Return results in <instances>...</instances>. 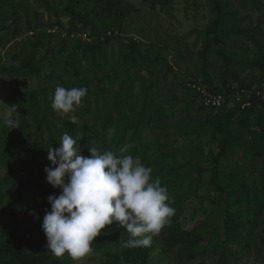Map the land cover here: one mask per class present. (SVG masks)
<instances>
[{
  "label": "trees",
  "instance_id": "16d2710c",
  "mask_svg": "<svg viewBox=\"0 0 264 264\" xmlns=\"http://www.w3.org/2000/svg\"><path fill=\"white\" fill-rule=\"evenodd\" d=\"M93 1L103 2L107 8L100 11H105L111 18L99 24L97 17L100 16L95 13V10L87 14L78 13L73 8L75 0H68L66 6V12L70 17V27L65 31L64 42L74 39L75 36L72 38L71 36L75 34L79 35L81 39L83 36L82 40L85 41L83 44L77 37L78 40L71 48L69 58H86L89 65L87 70L82 71L79 66L66 60V66L70 69L67 77L71 81L65 84V88H87V95L77 108L81 115L76 117H81L82 123L74 121V131L70 135L80 143L81 155L85 157L90 155L89 147H96L100 151L116 152L121 146L129 144L131 145L130 154L139 159L144 166L152 168L151 175L154 179L159 178L161 185L167 188L170 206L175 209L170 223L165 225L155 236L159 237L161 245L166 250L182 258L187 264H190L188 263L190 260L212 252L216 248L213 238L208 237L206 223L211 216V211L208 209L212 206L210 202L213 204L214 210L217 206L221 207L220 216L223 220L217 235L222 241V246L220 245L219 248L228 256L220 257L218 264H229L230 251L238 248L240 252H243L249 248V244L244 246L242 239L245 236L250 238L254 233L257 227V209L264 208V177L257 187L255 186L257 178L249 181L247 179L248 182H246L243 192H230L228 186L223 187L220 183L219 175L223 165L222 161H226L231 148L240 150L246 160L252 156L261 159L260 169L264 170V152H262L264 147V98L262 96L264 92L262 88L264 83V45L260 44L255 33H251L250 39L256 49V55L245 64V68L249 71L248 73L254 75L255 82L248 84L240 82L239 74L233 70V66L237 65L238 61L233 58L232 53L226 52L224 44L230 36L240 37L243 33L230 26L231 22L235 21V16L227 0H207L212 20L200 32L204 37V43L203 51L197 58L199 62L196 67L198 79L187 80L184 87L191 92L193 100H197L199 103L198 110L205 112L204 119L199 121L193 129L197 135L207 133L209 146H207V150L201 152L202 163L195 165L188 170V173L181 172L180 169L174 171L168 167V161L175 159L173 146L170 149L167 145L159 144L158 140H154L159 144V147L151 149L152 142L147 143L142 140V131L149 127L154 116L155 99L147 94V91L152 89L155 83L153 67L160 63L166 73H172L173 69L161 55L148 56L141 49L142 42L118 34L124 20L134 12L133 8L125 9V5L120 0ZM149 1L154 2L155 0ZM162 1L164 4L170 2V0ZM11 7L17 8L18 6L10 4L8 0H0V11ZM13 22L15 23L13 24L14 31L17 32V19L14 18ZM40 25L39 21L31 25V22L26 19L28 32L37 30ZM5 30V26L0 25V33ZM5 46L6 42H3L0 37V50ZM39 46H42L39 40L29 43L30 52L27 56H23L21 52L9 53L7 62L13 64L6 68L0 67V73L9 76L7 84L9 99L19 108V124L15 130L21 132L20 153L25 151V145L32 144L41 150H47L49 146L59 147L60 142V140H56L53 126L48 122L46 112H43L39 118L41 110L35 96L30 97L26 103L27 108H25L23 105L26 102L25 98L23 100L17 94L19 83L16 76L39 75L46 59L44 56L37 58ZM214 46H219L218 53L224 58L225 71L221 73L219 81H213L208 72V57ZM114 48L119 49L116 58H121L123 64H129L122 71V77L113 71L110 63V61L112 64L114 63ZM122 49L125 50L123 56H121ZM143 68L146 71V78L132 77L133 72L141 71ZM98 69L100 70L98 71ZM229 72L233 81L229 80ZM134 79L138 81L139 92L137 94H133ZM92 80L98 82L94 88L89 85ZM236 82L238 86L234 87L233 83ZM188 83H198L204 86L210 94L223 96L225 103L220 108L203 106L198 95L187 87ZM116 86H119L118 90L113 89ZM123 87L125 90L120 96ZM241 91V100L235 101V94ZM247 91L251 92L248 97L245 96ZM41 96L44 103L47 104L46 110H49L51 99L45 97L44 94ZM244 100H248L250 105L242 109L241 103ZM140 101L142 109L138 112L133 104ZM107 108L109 110L104 114ZM89 114H94V116L87 117ZM50 115L54 117L52 122H62L61 116L56 112L52 111ZM146 115L147 118H145ZM161 116L165 117L166 114H161ZM42 125L48 131L47 144H44L38 136V128ZM63 125L65 129H68L67 122ZM32 128L36 130L34 140L30 135ZM234 128L236 129L233 130ZM0 134H6L4 123L1 120ZM248 136L252 141L248 140ZM7 140L9 139L7 138ZM13 146L10 139L5 152ZM11 161L6 176L0 179V208L6 198L10 197L9 201H17L24 211V215L21 223L18 224L16 221H6L2 216L3 213L0 212V264H70L67 259L71 256L67 253L57 257L47 249L46 236L41 229L45 212L50 211L51 208L47 201L48 196H57L61 191L46 182V173L44 172V168L47 167L46 163H38L37 156H32L20 163L24 168L35 167L38 172L37 177L30 173L22 179L20 171L14 169ZM205 176L209 180L208 185H210L211 192L208 190L209 195L205 193L197 196V188L193 182L196 179L197 183H201ZM190 198L194 199L196 203L189 212H186V204ZM129 238L128 233L118 223L113 222L111 225H106L101 230V234L92 242V253L122 239H125L126 242ZM259 241L264 246V231ZM150 249L151 246L125 247L121 253V259L117 257L115 261L108 263L146 264ZM262 250L264 251L263 248H257V254L261 255Z\"/></svg>",
  "mask_w": 264,
  "mask_h": 264
},
{
  "label": "rangeland",
  "instance_id": "374dc122",
  "mask_svg": "<svg viewBox=\"0 0 264 264\" xmlns=\"http://www.w3.org/2000/svg\"><path fill=\"white\" fill-rule=\"evenodd\" d=\"M75 1L73 8L78 13L87 14L95 10V13L101 17H97L99 24L111 18V16H107L105 11H100L107 8L101 1H97L98 3L93 0ZM120 1L125 5V9L133 8L134 12L124 20L118 34L142 42L141 49L148 56L161 55L173 69L172 73H166L161 68L160 63H157L153 67L155 83L153 88L147 91V94L155 99L153 107L154 116L151 119L152 122L149 127L142 131V140L147 143L152 142L150 145L151 149H158L159 144L167 145L170 149L173 146V149H175V159L168 161L169 169L171 168L174 171L180 169L181 172L188 173V170L202 163L201 155L204 150L208 149L207 146H209L207 133L204 132L197 135L193 129L199 121L204 119L205 112L198 110L199 103L197 100H193L191 92L184 87L187 80L198 79L196 67L199 65V62L197 58L203 51L204 43V37L200 32L212 20L207 0H170L168 4H164L162 0H155L154 2L149 0ZM227 1L235 16V21H232L230 26L243 33V35L239 33L240 37L232 35L227 38L224 48L227 53H232L233 58L238 61V64L233 66V70L239 74V81L247 84L253 83L255 82V79H253L254 75L248 73L249 71L245 68V64L256 55V49L250 39L251 33H255L258 36L260 44L264 45V0H252L250 2H246L245 0ZM8 2L18 7L5 8L0 11V25H4L6 28L5 31L0 33L2 41L6 42L5 48L0 50V67L6 68V66L13 64L11 62L8 64L7 62L9 53L21 52L23 56H27L30 52L29 43H35L39 40L43 47H38L39 53L37 58L44 56L46 59L39 71V75L28 77L16 76V80L19 83L17 94L23 100L25 98L26 102H24L25 104L23 103L25 108H27L26 103L30 97L32 95L35 96L37 105L41 110L39 118L43 115V112H46L48 122L53 126L56 140L59 141L64 132L71 134L74 131V122L70 121L69 118L73 115L76 117L81 114L76 109L75 112L61 117L62 122H52L54 120V117L50 115V112L54 111L51 107L52 103L50 102V109L46 110L47 104L44 103L41 94L50 99V95L54 92L56 86L65 87V84L70 83L71 80L67 77L70 69L66 66V60L79 66L82 71L89 68L86 58H69L71 48L76 43V40L78 38L81 39V37L75 34L71 36V38L75 36L74 39H68L65 42L63 40L66 29L70 27V17H68V13L66 12L68 0H8ZM14 18L17 19L18 23L17 32L14 31ZM26 19L31 22V25L36 24L37 21L41 25L37 30L28 32L26 29ZM80 42L85 43L82 39ZM118 50V48L113 49L114 63L112 64L111 61L110 63L113 71L119 77H122V71L129 64H123L121 58H116ZM218 50L219 46H214L208 57V72L213 81H219L221 73L225 71L223 67L224 58L219 55ZM124 54L125 50L122 49L121 56ZM228 75L229 80L233 81L230 72ZM134 76L146 78L145 68L141 71L133 72L132 77ZM8 77L0 73L1 121H4L7 116L8 106L6 104L17 105L9 99ZM96 84H98L97 80L89 82L92 88ZM233 84L234 87L238 86L237 82ZM262 88L264 91V83L262 84ZM113 89L118 90L119 86L113 87ZM124 90L125 87H123L120 96H122ZM133 92V94L139 92L138 81L136 79H134ZM262 96L264 98V92ZM133 106L139 112L142 109V102L134 103ZM108 110L109 108L104 111V114ZM18 114L19 108L17 105V112L13 113V117L17 121V127L19 124ZM161 114H166V116H161ZM147 115L145 118H147ZM93 116L94 114H89L87 117ZM75 121L82 123V118L76 117ZM27 122H29L28 119ZM66 122L68 123V129H65L63 125ZM4 128L6 129V134H0V179L6 176L11 160L14 169L20 171L22 179L26 178L30 173L35 177L38 175L35 167L24 168L20 165V163L32 156H37L38 163L44 162L47 167H52L51 162L47 159V150H41L30 144L28 146L25 145V151L20 153L21 132L16 131V128L9 129L5 126ZM30 135L31 139L34 140L36 135L35 128H32ZM38 136L44 144H47L48 131L43 125L38 128ZM10 139L14 146L5 152ZM154 140H158L159 144L155 143ZM248 140H250V136H248ZM262 152H264V147L262 148ZM222 164L219 171L220 183L223 187L228 186L230 192H243L246 182L253 178H257L255 182V186L257 187L262 177H264V170L261 171L260 169L261 159L252 156L246 160L244 154L236 148H231L226 161H222ZM193 183L197 188V196L205 193L209 195L208 190L211 192L210 185H208L209 180H207L206 176L201 183H197L196 179ZM9 198H6V201H4L0 212L3 213L2 216L6 221H16L19 224L21 223L24 211H22L17 201L12 199V201H9ZM195 203L196 201L190 198L188 204H186V212H189ZM210 205L212 206L208 207V209L211 211V216L206 223V230L208 237L211 236L213 238L216 248L212 252L190 260L188 262L190 264H218L220 257L228 256V254H224L223 250L219 248L220 245L222 246V241L217 235V231L223 220L220 216L222 209L217 206L214 210L211 202ZM263 231L264 208L261 209L259 207L257 209V227L254 233L250 238L249 236H245L242 239L244 246L245 244H249V248L243 252H240L238 248L230 251L231 257H228V263L264 264V251L262 250L261 255H258L256 252L257 248L264 249V246L259 241ZM124 244L125 239H122L110 243L100 251L91 253L79 260L70 257L67 261L70 264H109V261L113 262L117 257L121 259V253L125 248ZM146 264H187V262L175 256L169 250H166L161 245L159 237L154 236Z\"/></svg>",
  "mask_w": 264,
  "mask_h": 264
},
{
  "label": "clouds",
  "instance_id": "9594fccd",
  "mask_svg": "<svg viewBox=\"0 0 264 264\" xmlns=\"http://www.w3.org/2000/svg\"><path fill=\"white\" fill-rule=\"evenodd\" d=\"M86 95V87L58 85L50 95L51 107L63 117L75 112ZM6 105L4 126L17 128L13 117L17 105ZM69 119L74 122L76 117ZM130 148L125 144L114 152L89 147L90 155L85 157L69 132L62 134L59 147L47 148L52 167L44 168L46 182L61 190L57 196H48L51 208L41 224L53 255L67 253L76 260L90 255L92 242L113 222L130 237L125 247H149L153 237L170 223L175 209L170 206L167 188L153 178L151 167L130 154Z\"/></svg>",
  "mask_w": 264,
  "mask_h": 264
},
{
  "label": "built area",
  "instance_id": "2783aa9c",
  "mask_svg": "<svg viewBox=\"0 0 264 264\" xmlns=\"http://www.w3.org/2000/svg\"><path fill=\"white\" fill-rule=\"evenodd\" d=\"M82 39H84L83 36H82ZM187 87L198 95L201 104H203V106L205 107L220 108L225 103V99L223 98V96L210 94L209 92L205 90L204 86L198 83L197 84L188 83ZM250 93H251L250 91L245 92V96L248 97ZM241 94H242V91L235 94V101L239 102L241 100ZM249 105H250L249 101L244 100L241 103V108L243 109L245 107H248Z\"/></svg>",
  "mask_w": 264,
  "mask_h": 264
}]
</instances>
